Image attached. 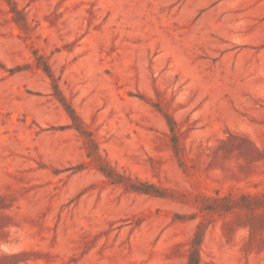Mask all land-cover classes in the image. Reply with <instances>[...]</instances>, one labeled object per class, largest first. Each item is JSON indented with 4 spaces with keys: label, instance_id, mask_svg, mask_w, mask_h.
<instances>
[{
    "label": "rangeland",
    "instance_id": "rangeland-1",
    "mask_svg": "<svg viewBox=\"0 0 264 264\" xmlns=\"http://www.w3.org/2000/svg\"><path fill=\"white\" fill-rule=\"evenodd\" d=\"M0 264H264V0H0Z\"/></svg>",
    "mask_w": 264,
    "mask_h": 264
}]
</instances>
